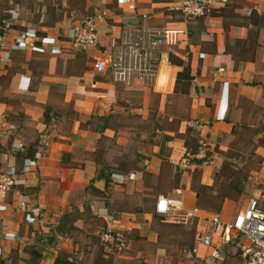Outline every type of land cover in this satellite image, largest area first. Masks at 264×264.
Masks as SVG:
<instances>
[{"label":"crops","instance_id":"crops-1","mask_svg":"<svg viewBox=\"0 0 264 264\" xmlns=\"http://www.w3.org/2000/svg\"><path fill=\"white\" fill-rule=\"evenodd\" d=\"M173 1L135 0L126 8L116 0H0V36L11 54L0 65V170L9 160L18 170L0 209V264H181L203 218L219 214L230 223L264 188V0H239L191 20L170 10ZM251 7L256 10L246 17ZM102 11L97 45L83 53L74 49L71 27ZM143 16L155 31H180L175 44L157 54L169 69L166 92L154 88V74L127 81L112 73L111 63L136 37ZM3 19L12 24L9 31ZM27 30L37 38L12 49ZM99 60L106 65L101 73L94 70ZM193 120L202 130L188 128ZM201 138L210 162L183 165ZM235 149L255 160L243 165L254 176L247 182L250 195H243L242 209L224 198L212 211L206 194ZM34 153L37 164L24 172V156ZM159 197L180 202L182 211L157 215ZM103 207L127 237L123 253L108 254L100 244ZM194 208L198 217L181 219ZM233 245L218 261L231 264ZM198 254L207 257L202 247Z\"/></svg>","mask_w":264,"mask_h":264},{"label":"built area","instance_id":"built-area-1","mask_svg":"<svg viewBox=\"0 0 264 264\" xmlns=\"http://www.w3.org/2000/svg\"><path fill=\"white\" fill-rule=\"evenodd\" d=\"M239 0H174L169 6L170 10L179 14L187 20L201 19L210 16L214 11L237 2ZM120 7L133 8L135 0H116ZM256 7H251L244 11L246 17L251 16ZM105 12H98L92 16L80 20L71 27L68 32L72 46L79 52H86L95 47L98 42L97 23L104 18ZM17 15L11 13L10 20H15ZM41 20L43 16L40 17ZM147 16L142 17V24L137 31L136 37L128 40L124 45L123 52L112 63V73L123 80H129L132 76H137L143 80L147 75H155V84L159 92H166L169 88V69L157 59L159 50L164 45L175 44V37L180 31L159 30L155 31L148 26ZM40 20V21H41ZM3 31H9L12 24L9 19L1 21ZM37 34L34 30H27L15 38L12 49H25L26 40H35ZM47 45H53L55 39L43 37ZM58 52V50H56ZM10 51L3 48V37L0 36V65H5L10 61ZM106 65L103 61H96L94 70L101 73ZM189 129L199 132L204 125L198 120L187 123ZM8 130H13L14 126L9 125ZM2 133V121L0 118V134ZM46 142V139L44 140ZM15 149H20L21 144H14ZM209 145L204 139L198 140L197 150L192 153L187 151L182 159V164L187 165L192 160L202 161V164H208L211 160ZM40 155L37 153L32 159H26L23 162L22 170L29 172L31 167L37 164ZM18 176L16 165L9 160L6 167L0 170V209L6 199L9 191L15 186ZM115 180L123 181L134 179V174L127 176L121 174H112ZM19 209L28 214L25 204H21ZM182 211V204L178 201L169 200L165 197H159L156 201L155 212L160 215L170 216ZM197 208L186 212L181 219L198 217ZM99 215L103 218L104 227L99 235V241L105 252L111 255L123 253L128 247V240L122 230L116 227L117 219L109 212L106 207L99 210ZM205 225L199 226L196 230L194 243L188 256L186 264H203L198 254L199 247L207 251V257L210 261H218L221 258V250L230 243H235L240 251L241 264H264V188L260 193L251 197L246 207L239 211L232 222L224 223L219 214H211L205 218ZM245 242L241 243L240 239ZM203 259V260H204Z\"/></svg>","mask_w":264,"mask_h":264},{"label":"rangeland","instance_id":"rangeland-1","mask_svg":"<svg viewBox=\"0 0 264 264\" xmlns=\"http://www.w3.org/2000/svg\"><path fill=\"white\" fill-rule=\"evenodd\" d=\"M240 145V143H239ZM240 147V146H239ZM246 148H248L246 146ZM210 149V147H209ZM210 153V151H209ZM219 154V153H218ZM226 158L224 160L223 164V170L216 175V181L213 189L211 191H208L206 194L205 202L209 204L212 211H216V207H214L217 203V201H222L224 198H229L232 201V207H237L238 210L242 209L244 206V196H249L247 192V182L250 180L249 177H252V181H254V176L247 171V168H244L247 165L251 167L250 164H254L255 160H252L251 157H246V155H242V153H239L237 149L234 151H230L226 153ZM242 165V167H241ZM260 179V177H258ZM250 181V182H252ZM249 182V183H250ZM262 186H258V188H261ZM257 190V189H256ZM226 208V207H225ZM224 208V209H225ZM193 241H190L189 244H187L186 247H184V254L181 256V264H184L185 256L186 254L192 250ZM234 244V242H233ZM233 245L229 246L227 251L225 252V257H228L231 253V250L233 249ZM226 258H224L223 261H215L214 263L210 264H224ZM238 262V258L230 260L231 264H236ZM203 264H208L206 261H203Z\"/></svg>","mask_w":264,"mask_h":264},{"label":"trees","instance_id":"trees-1","mask_svg":"<svg viewBox=\"0 0 264 264\" xmlns=\"http://www.w3.org/2000/svg\"><path fill=\"white\" fill-rule=\"evenodd\" d=\"M192 153H194V152H192ZM34 155H35V153L34 154H26L24 157H26V159H32L34 157ZM199 162L202 164V161H199ZM157 215H160V214H157ZM164 216H166V215H164ZM231 245H233V243H230L228 246H231ZM234 257H237L241 261V255H240V251L238 249H237V252H236Z\"/></svg>","mask_w":264,"mask_h":264}]
</instances>
